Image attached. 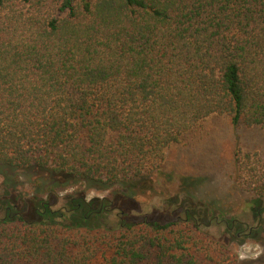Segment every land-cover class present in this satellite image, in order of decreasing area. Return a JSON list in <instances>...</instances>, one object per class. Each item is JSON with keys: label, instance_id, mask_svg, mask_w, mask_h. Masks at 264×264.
<instances>
[{"label": "trees", "instance_id": "obj_1", "mask_svg": "<svg viewBox=\"0 0 264 264\" xmlns=\"http://www.w3.org/2000/svg\"><path fill=\"white\" fill-rule=\"evenodd\" d=\"M214 114L264 126V0H0L1 170L63 179L43 191L53 197L78 180L125 188ZM236 171L259 206L264 156L239 149ZM10 184L0 264H235L203 231L219 217L203 202L112 227L114 196L54 209ZM233 221L229 232L242 227Z\"/></svg>", "mask_w": 264, "mask_h": 264}, {"label": "rangeland", "instance_id": "obj_2", "mask_svg": "<svg viewBox=\"0 0 264 264\" xmlns=\"http://www.w3.org/2000/svg\"><path fill=\"white\" fill-rule=\"evenodd\" d=\"M239 149L258 151L264 156V126L235 127L228 116L214 114L199 121L179 142L166 149L159 171L142 176L125 188L78 180L61 188L53 197L43 191L54 180L63 185V179L51 180L33 170L0 169V191L6 181L12 184L9 190L17 191V195L33 198L42 191V198L54 209L66 205L70 197L89 201L114 196L116 202L103 219L105 226L112 227L120 217L133 222L184 217L181 204L192 202L199 209L203 202L219 216L211 222H208L210 218L204 221L203 231L230 246L235 264H264V198L259 206L255 205L254 195L239 185L240 175L236 171ZM16 174H20L19 180ZM29 212V219L38 217L35 212ZM225 220H234L242 227L229 232ZM260 223L261 227L256 229Z\"/></svg>", "mask_w": 264, "mask_h": 264}, {"label": "flooded vegetation", "instance_id": "obj_3", "mask_svg": "<svg viewBox=\"0 0 264 264\" xmlns=\"http://www.w3.org/2000/svg\"><path fill=\"white\" fill-rule=\"evenodd\" d=\"M238 235H240V233H238Z\"/></svg>", "mask_w": 264, "mask_h": 264}]
</instances>
